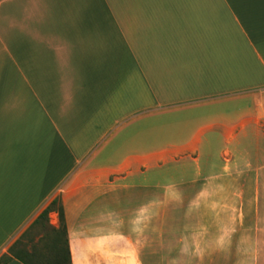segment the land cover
Masks as SVG:
<instances>
[{
    "label": "crops",
    "instance_id": "0c3cea01",
    "mask_svg": "<svg viewBox=\"0 0 264 264\" xmlns=\"http://www.w3.org/2000/svg\"><path fill=\"white\" fill-rule=\"evenodd\" d=\"M55 198L73 264H264V0H0V264Z\"/></svg>",
    "mask_w": 264,
    "mask_h": 264
},
{
    "label": "trees",
    "instance_id": "16d2710c",
    "mask_svg": "<svg viewBox=\"0 0 264 264\" xmlns=\"http://www.w3.org/2000/svg\"><path fill=\"white\" fill-rule=\"evenodd\" d=\"M57 210L59 224L50 223L49 213ZM39 229L38 239L35 230ZM28 238V242H25ZM31 243L30 248L27 244ZM12 257L24 264H73L69 243V231L65 217L64 207L58 198L40 213L30 227L11 246ZM10 257L0 260L5 262Z\"/></svg>",
    "mask_w": 264,
    "mask_h": 264
},
{
    "label": "rangeland",
    "instance_id": "374dc122",
    "mask_svg": "<svg viewBox=\"0 0 264 264\" xmlns=\"http://www.w3.org/2000/svg\"><path fill=\"white\" fill-rule=\"evenodd\" d=\"M51 218V217H50ZM169 218L163 216V231H162V239H163V246H162V261L161 262H151L145 264H193L187 263L185 261V249L184 247L179 248L172 246V242L176 241L180 234L175 235L174 231L170 230L169 225ZM52 225H55L51 222ZM35 235L39 233V229L35 230ZM176 238V239H175ZM38 239V235L35 241ZM25 242H28V238H25ZM31 243L27 244V247L30 248ZM6 258V257H3ZM2 258V259H3Z\"/></svg>",
    "mask_w": 264,
    "mask_h": 264
}]
</instances>
